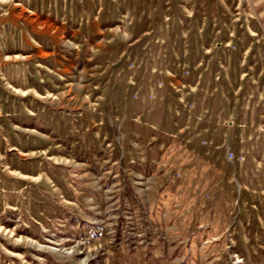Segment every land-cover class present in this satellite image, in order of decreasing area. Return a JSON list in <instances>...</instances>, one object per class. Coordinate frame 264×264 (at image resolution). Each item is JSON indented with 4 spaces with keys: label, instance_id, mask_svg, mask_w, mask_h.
Wrapping results in <instances>:
<instances>
[{
    "label": "rangeland",
    "instance_id": "obj_1",
    "mask_svg": "<svg viewBox=\"0 0 264 264\" xmlns=\"http://www.w3.org/2000/svg\"><path fill=\"white\" fill-rule=\"evenodd\" d=\"M0 264H264V0H0Z\"/></svg>",
    "mask_w": 264,
    "mask_h": 264
},
{
    "label": "built area",
    "instance_id": "obj_2",
    "mask_svg": "<svg viewBox=\"0 0 264 264\" xmlns=\"http://www.w3.org/2000/svg\"><path fill=\"white\" fill-rule=\"evenodd\" d=\"M228 156H229L230 158H232V157H233V154H232V153H229Z\"/></svg>",
    "mask_w": 264,
    "mask_h": 264
}]
</instances>
